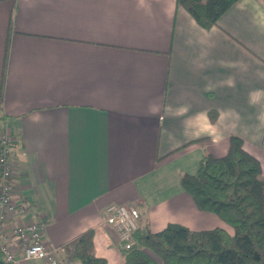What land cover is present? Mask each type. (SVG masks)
<instances>
[{
  "label": "crops",
  "instance_id": "crops-1",
  "mask_svg": "<svg viewBox=\"0 0 264 264\" xmlns=\"http://www.w3.org/2000/svg\"><path fill=\"white\" fill-rule=\"evenodd\" d=\"M5 129L14 250L12 226L38 222L61 264H80L65 249L88 230L95 256L121 264L101 223L110 204L136 208L151 232L232 233L180 180L231 135L264 178V0H238L209 30L175 0H0Z\"/></svg>",
  "mask_w": 264,
  "mask_h": 264
},
{
  "label": "trees",
  "instance_id": "trees-1",
  "mask_svg": "<svg viewBox=\"0 0 264 264\" xmlns=\"http://www.w3.org/2000/svg\"><path fill=\"white\" fill-rule=\"evenodd\" d=\"M237 1L175 0L205 30L217 26ZM180 181L197 209L217 216L232 233L219 227L194 231L173 223L151 232L139 215L135 245L121 250V264H264V178L240 137L231 135L223 156L204 155L196 172L184 173ZM93 249V232L88 230L65 251L69 261L106 264Z\"/></svg>",
  "mask_w": 264,
  "mask_h": 264
},
{
  "label": "built area",
  "instance_id": "built-area-1",
  "mask_svg": "<svg viewBox=\"0 0 264 264\" xmlns=\"http://www.w3.org/2000/svg\"><path fill=\"white\" fill-rule=\"evenodd\" d=\"M11 157V135L5 129L0 132V263L61 264L58 251L41 242V223L30 222L12 226L10 236L16 240L17 250L11 248L4 240V224L16 212ZM101 223L116 233L120 250H127L135 245L134 233L139 227V212L133 206L108 205L101 217Z\"/></svg>",
  "mask_w": 264,
  "mask_h": 264
},
{
  "label": "water",
  "instance_id": "water-1",
  "mask_svg": "<svg viewBox=\"0 0 264 264\" xmlns=\"http://www.w3.org/2000/svg\"><path fill=\"white\" fill-rule=\"evenodd\" d=\"M1 264V263H0Z\"/></svg>",
  "mask_w": 264,
  "mask_h": 264
}]
</instances>
